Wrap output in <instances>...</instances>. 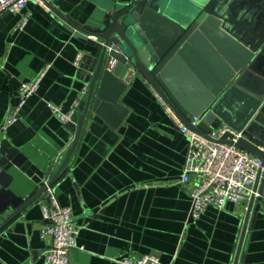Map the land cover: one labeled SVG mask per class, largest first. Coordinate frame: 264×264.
Masks as SVG:
<instances>
[{
	"label": "crops",
	"instance_id": "0c3cea01",
	"mask_svg": "<svg viewBox=\"0 0 264 264\" xmlns=\"http://www.w3.org/2000/svg\"><path fill=\"white\" fill-rule=\"evenodd\" d=\"M108 1L54 0L50 13L29 2L21 15L0 16V145L9 143L24 158L20 168L9 171L10 188L24 201L54 179L75 139L50 106L68 114L88 98L76 61L81 54L82 66L91 46L62 17L85 25ZM243 3L262 22L264 0ZM24 17L27 25L16 31ZM151 31L157 42L171 37L170 30ZM251 31L261 35L264 30ZM48 65L38 93L5 131L21 85ZM124 84L118 98L114 87L100 97L98 85L75 155L53 185L80 228L70 264H120L148 255L162 264H235L250 201L209 207L199 220H190V191L197 179L192 176L181 185L187 139L140 74ZM44 202L42 194L0 232V264L44 263L51 245V238L42 235ZM251 221L252 216L241 252L244 261L238 264H264V205L249 230Z\"/></svg>",
	"mask_w": 264,
	"mask_h": 264
},
{
	"label": "water",
	"instance_id": "95a60500",
	"mask_svg": "<svg viewBox=\"0 0 264 264\" xmlns=\"http://www.w3.org/2000/svg\"><path fill=\"white\" fill-rule=\"evenodd\" d=\"M243 1L109 0L85 25L61 16L68 29L77 30L75 35L91 46L80 71L89 88L87 101L79 106L81 115L68 125L75 133L74 142L49 186L75 155L98 85L100 97L114 87L118 98L127 88L125 78L131 69L190 130L208 137L227 125L241 138L234 144L228 135L221 143L248 152L264 166V31L261 35L251 31L264 30V19L260 22ZM155 28L170 30L171 37L157 42L151 31ZM110 59L118 63L111 72L107 69ZM195 117L200 119L197 126L192 124ZM0 154L1 232L46 188L27 201L16 196L9 171L13 166L20 168L24 158L9 143L3 144ZM254 192L260 197L250 200L235 264L244 261L241 252L251 216L249 230L264 205V180L258 179Z\"/></svg>",
	"mask_w": 264,
	"mask_h": 264
},
{
	"label": "built area",
	"instance_id": "2783aa9c",
	"mask_svg": "<svg viewBox=\"0 0 264 264\" xmlns=\"http://www.w3.org/2000/svg\"><path fill=\"white\" fill-rule=\"evenodd\" d=\"M53 1L0 0V16L5 14L21 15L29 2L37 4L50 13L53 9ZM26 25L27 18L24 17L17 25L16 31H22ZM82 60L83 56L80 54L76 61L78 69H81ZM117 64L116 60L110 59L107 64L108 71L114 70ZM50 68L51 65L46 66L38 76L21 85L19 102L5 122L3 127L5 131L19 121L20 112L27 101L38 93L41 83ZM135 74V70L131 69L129 71L125 78L127 85L132 81ZM87 89L88 86L85 88L84 93ZM155 95L176 130L188 142L181 185L188 184L192 176H195L197 179L196 185L190 191L192 200L190 220H199L209 207L223 209L226 204L239 205L250 201L253 197L255 199L260 197L258 192H254V187L258 179L264 180L263 163L234 145L221 143L222 139L229 135L230 138L228 140L235 144L241 138V134L236 133L227 125H222L217 130L208 134V137H204L185 126L171 107L157 93ZM79 106L80 102H76L74 109L68 114L63 113L60 107L51 105L50 108L53 114L64 125L68 126L77 116ZM199 122L200 119L195 117L192 124L197 126ZM49 183L50 181L47 180L42 186V188H46L43 193L45 202L42 205L46 228L43 230L42 235L44 238H51V245L44 253L43 264H70V253L76 248L80 228L75 224L70 208L60 204L55 193V188L49 186ZM119 263L162 264L155 255L126 258L120 260Z\"/></svg>",
	"mask_w": 264,
	"mask_h": 264
}]
</instances>
